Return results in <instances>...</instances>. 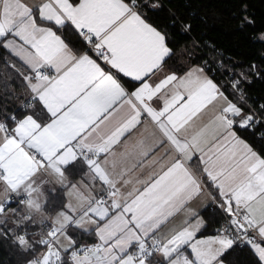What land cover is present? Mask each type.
I'll return each mask as SVG.
<instances>
[{
    "label": "snow or ice",
    "instance_id": "1",
    "mask_svg": "<svg viewBox=\"0 0 264 264\" xmlns=\"http://www.w3.org/2000/svg\"><path fill=\"white\" fill-rule=\"evenodd\" d=\"M159 7L152 0H0V48L19 62L8 66L27 95L22 111L0 109V239L12 240L24 264H223L241 242L264 264V154L237 131L264 127V118L234 103L206 63L166 71L170 37L146 11ZM238 77L234 91L247 78ZM210 108L208 124L184 135ZM145 118L161 139L129 143ZM57 184L77 202L60 200L47 215L46 193ZM205 188L215 191L209 198L225 223L198 239L204 221L189 205ZM182 212V226L162 233ZM36 226L42 230L30 231ZM77 231L97 242L80 245Z\"/></svg>",
    "mask_w": 264,
    "mask_h": 264
},
{
    "label": "trees",
    "instance_id": "2",
    "mask_svg": "<svg viewBox=\"0 0 264 264\" xmlns=\"http://www.w3.org/2000/svg\"><path fill=\"white\" fill-rule=\"evenodd\" d=\"M153 1L160 7L151 11L146 10L150 22L168 32L170 47L174 51V56L168 61L167 67L181 71L185 69V61L202 66L206 57L220 59L223 69L225 71L229 69L233 76L238 77V73L245 72L247 78L241 81V86L247 99L254 106L258 103L264 105V40L259 38L264 35V0ZM186 25L190 26L187 30L184 27ZM65 36L83 50L82 42L72 31L66 32ZM7 59L20 67L9 52L0 48V64L4 66V72L0 70V109L10 112L25 99L14 91L25 88L24 82L17 73L5 65ZM252 63L257 66L255 70L257 75L250 68ZM212 77L226 89L229 98L244 107L246 111L245 105L228 88L221 76ZM261 114L264 116V113ZM237 131L258 153L264 154V131L260 135L253 130L237 129ZM207 190L212 195H216L213 189L207 188ZM61 191L62 188L52 199L48 211H51L52 205L63 200ZM217 200H219L218 196ZM202 214L206 224L201 233L220 226L222 217L212 202L209 207L202 210ZM31 230L41 231L39 226ZM84 237L90 236L77 231L74 238ZM41 250L39 249L37 254ZM24 260V254L10 238L0 239V264H24ZM223 260L228 264H258V258L246 244L234 246L225 254Z\"/></svg>",
    "mask_w": 264,
    "mask_h": 264
},
{
    "label": "crops",
    "instance_id": "3",
    "mask_svg": "<svg viewBox=\"0 0 264 264\" xmlns=\"http://www.w3.org/2000/svg\"><path fill=\"white\" fill-rule=\"evenodd\" d=\"M28 2L29 3H32V2H34V0H28ZM74 35H75V37H77V35L75 33H74ZM75 47L80 48V46H76V45H75ZM194 65H199V64H191V63H188L187 61H185V69L184 70H186L188 67H191V66H194ZM199 66H201V65H199ZM184 70L178 71V70H174V69H172L170 67H167L166 68V71H177L180 74H183V71ZM128 86L129 87L132 86L131 82H128ZM26 97H27V95H26V92H25V98ZM214 112H215V109L214 108H210L206 112H204L202 115L198 116L192 122V124L189 125V127L187 128V130L183 134L190 137L192 134H194L196 131H198L200 128H202L205 124H208V122L212 119V116H213ZM238 135H240V134H238ZM139 138H145L149 144H154V143H156L157 141H159L161 139V136H160L159 131L154 126V124L150 120H148L147 118H145L144 119V123L141 126H139L132 133V136L129 138V143L132 142L133 140L139 139ZM209 138H211V133H209ZM246 142L249 143L247 140H246ZM163 152H164V149H160V151H158L156 153V157L161 156L163 154ZM175 155H176V153L174 151L171 152L168 155V157L164 160V163H167L168 161H170ZM198 163H199V161L196 160V159H194L193 162H192V166H195ZM156 170L158 171L159 169L157 168ZM147 171L148 170L146 169L145 170V176L144 177H141V179H145L146 178ZM75 179L78 180V179H80V177L77 176ZM86 182L87 181H85V183ZM138 186L139 185H137V187ZM48 188L49 189H52L53 186L52 185H49ZM60 189H61V187L57 184V185H55V190L54 191H48L46 193L48 195V197H49V200L51 202H53L52 199L55 198V196L58 194V192H59ZM61 192H62L63 200L64 201H66V202L67 201H71L74 204L77 202L76 199H75V196L74 195H70L68 193L67 189H62ZM209 193L210 192L207 190V188H205L204 194L202 196H200L198 199H196L195 201L191 202L190 205H189V208L195 209V210H197L199 212L200 218L204 221V226L201 228L200 232L197 234V238L198 239H207V238H209V237L214 236V235L217 234L218 227L217 228L216 227L215 228H211L207 232L201 233L202 230L205 227V224H206L205 217L202 214V210H204L205 208L209 207V205L211 204V200L209 198ZM218 199H219V197H218ZM46 214L47 215H54V212L47 210L46 211ZM187 218H188V213L187 212H182V213L177 214L174 218L170 219L166 223V225L161 229V232L162 233H167V232H169L172 229L179 228L180 226H182V224L184 223V221ZM31 231H36V230H31ZM76 239L78 240V242H79L80 245H91V244H94V243L97 242L94 236L93 237H89V238L84 237V238H80V239L79 238H76ZM63 243L66 245L67 244V241H63ZM42 251H43V249L41 251H39V253L42 252ZM223 264H228V263H226L223 260Z\"/></svg>",
    "mask_w": 264,
    "mask_h": 264
},
{
    "label": "built area",
    "instance_id": "4",
    "mask_svg": "<svg viewBox=\"0 0 264 264\" xmlns=\"http://www.w3.org/2000/svg\"><path fill=\"white\" fill-rule=\"evenodd\" d=\"M78 37V36H77ZM79 38V37H78ZM84 48V46H83ZM205 63L207 64V67H206V71H208L209 69H211V71L209 72V75L211 76H216V75H220L221 78L223 79L224 83L228 86V88L239 98V100L241 101L240 97L243 96V104L245 105L246 107V111L245 113H247L249 111V109H251L253 112H255L257 114V119H261V118H264V116L259 112V106L262 105L261 103H258V107L257 106H254V104H252L248 99H247V96H246V93L244 92L242 86H241V82H240V85H239V88L234 91L231 87L232 85V82L235 80V79H238L239 77H235L232 75V72L227 69V71H225L223 69V63L220 59H212L210 57H206L204 60H203V64L202 66L205 65ZM251 65H254V63H252ZM255 75H257L256 71H255ZM242 81V80H241ZM27 98V97H26ZM26 98L24 100H22L18 106L10 111V112H16L18 110L22 111L21 109V105L25 102ZM258 128V129H256ZM248 130H253V131H256L259 135L261 134L262 131H264V127H261L260 124H255L253 125L251 128H249ZM212 194V193H211ZM213 204V203H212ZM213 206L219 211V213L221 214V217H222V222L220 224V226L218 227L221 228L224 223H225V218L224 216L222 215V213L220 212V210L216 207L215 204H213ZM41 229V228H40ZM217 229V230H218ZM42 230V229H41ZM44 231H46V229H44ZM245 245V243L241 242V243H238L237 245L235 246H243Z\"/></svg>",
    "mask_w": 264,
    "mask_h": 264
},
{
    "label": "rangeland",
    "instance_id": "5",
    "mask_svg": "<svg viewBox=\"0 0 264 264\" xmlns=\"http://www.w3.org/2000/svg\"><path fill=\"white\" fill-rule=\"evenodd\" d=\"M154 3V1H153ZM8 62L10 63H13L11 60L7 59V62H5V65L8 66ZM18 67V66H17ZM0 70L4 72V66L0 64ZM12 71H14L12 68H11ZM15 72V71H14ZM25 89L23 90H20V91H14L15 94H17L18 96H21L22 98L25 97ZM11 225V224H10ZM40 254V253H39Z\"/></svg>",
    "mask_w": 264,
    "mask_h": 264
}]
</instances>
